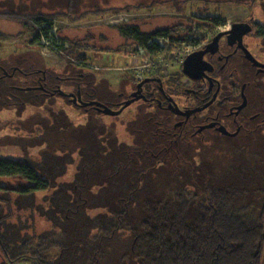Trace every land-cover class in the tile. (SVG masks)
Here are the masks:
<instances>
[{
    "label": "trees",
    "instance_id": "obj_1",
    "mask_svg": "<svg viewBox=\"0 0 264 264\" xmlns=\"http://www.w3.org/2000/svg\"><path fill=\"white\" fill-rule=\"evenodd\" d=\"M77 1L69 0L64 11L24 16L17 11L6 10L0 11V17L18 19L28 24L31 23L29 19H33L40 26L44 22L51 25L53 19L60 16L75 21L85 15L106 10L96 8L77 12ZM243 1L235 0L237 3ZM43 32L46 38L49 37V28L42 29ZM0 37L6 38V35L0 33ZM81 44L76 42V46L67 49V52L77 53L76 60L84 61L87 55L78 51ZM69 81L76 87L75 82L79 78L75 81L70 78ZM104 92H99L101 97L97 96L106 101ZM97 96L84 94V98L88 100ZM56 97L49 96L48 104L44 108L35 109V124L29 128H24L23 125L17 127L19 130H26L33 140L37 135L46 138L35 144V147L45 145L41 150L40 161H35L29 155L0 157V177H18L31 182L29 186L17 191L23 197L31 198L40 190H45L44 195L49 196L48 206L41 207L40 213L50 227L38 229L34 220L33 223H28L29 215L24 219L21 214L22 207L14 210L13 200L0 195V249L3 256L0 264L26 261L31 264H101L102 259H106L107 242L118 237L123 239L128 222H132L130 230L134 237L132 248L128 244L127 251L134 255L136 264H263L264 177L263 186L259 189L263 195L261 208L254 202H241L248 194V189L241 181L208 183L202 195L185 186L170 187L168 193L161 197L154 196L153 192H143V189L140 190L143 185L138 183L134 187L140 190L137 194L134 189H129L128 194H119L122 199L118 195L119 200L116 202H121L120 209L105 204L109 202L108 199L102 201L103 204L89 207L98 210L93 212L95 217L89 221L85 234L80 235L75 229L77 225L74 224L80 218V214L74 216L80 206L76 202V196H73L75 192L65 186L64 189L56 191L59 175L56 174L52 180L51 174L64 169L70 170L71 167L70 175H67L69 180L74 175L78 176L80 170L86 171L85 181L92 178L94 180L99 171L108 168L105 155L109 153L113 157L109 160L114 161L118 159L119 151H112L106 144L102 131L108 124L102 110L92 106H80L68 95H65L68 106L63 110L57 105L59 102H54ZM12 139L11 137L7 140ZM157 145L159 148L160 144ZM158 148L145 149L144 154L152 156V153L163 150L162 147ZM133 153L138 155L135 151ZM126 154L134 156L131 152ZM165 154L156 160L154 168L164 169L168 166ZM141 156L139 154L136 158L140 159ZM119 171L117 169L115 175ZM137 172L141 175L148 171ZM77 181L83 183L84 179L77 178ZM64 183L68 184L66 181ZM98 186L99 184L96 191L102 189ZM7 189L0 186V193H9V190L4 191ZM93 229L96 231L93 232ZM130 258L132 257L128 256V260Z\"/></svg>",
    "mask_w": 264,
    "mask_h": 264
},
{
    "label": "rangeland",
    "instance_id": "obj_2",
    "mask_svg": "<svg viewBox=\"0 0 264 264\" xmlns=\"http://www.w3.org/2000/svg\"><path fill=\"white\" fill-rule=\"evenodd\" d=\"M68 1L0 0V11L14 10L24 16L33 13L49 14L66 10ZM241 3H237L235 0H78L77 12L96 8H104L106 10L85 15L75 21L66 16L54 18L52 27L55 30L51 31L49 27V37L44 38L56 43V34L58 37L64 39V41L67 40L70 47L62 46L61 49L65 52L63 54L59 49L55 48L53 51V48L49 46V48L45 49V56L50 61L49 66H53L56 70L58 69L57 67L63 69L64 67H71L78 70L77 77L84 79L82 86L86 85L89 87L88 91L91 93V96L98 95L101 97V92L94 91L88 82L95 81L98 84L103 79H110L112 87L116 88L120 79L131 76L130 80L125 78L126 80L123 82L125 88L130 89V81L136 83L142 75H124V73H137L141 69L139 65L145 63V60L147 62L148 59L150 62L151 59L144 48L141 51L138 50L139 44L133 38L121 34V31H119L121 25L125 31L129 29L127 26H139L142 30L152 31L157 28H160V30L167 27L171 28L176 23L182 22L193 25L204 24L208 23L203 18L207 14L215 17L232 18L234 10L236 11ZM244 6L241 5V7ZM118 12H121L122 18L121 16H110L116 15ZM118 18L119 20H116ZM30 21L31 23L28 24V22H22L18 19L0 17V33L6 35V38L0 37V57H5L18 42L30 47L28 42L31 39H35L36 36H39L41 39L44 36L46 30L40 35L39 29L48 28V23H42L43 27L42 25L37 26L33 19H29ZM76 42L82 43L78 51L87 55L84 61L76 60L75 54L77 53L68 54L67 52V49L76 46ZM163 43L167 45V42L163 41ZM34 44L37 45L36 43ZM57 46L59 47L60 45L57 44ZM181 47L184 48L185 45H179V48ZM110 66H122V69L124 67H128L129 69L111 70L108 69ZM116 72H118V75H110V73ZM112 76H117L118 78L114 79ZM98 96L96 99H103ZM56 98L59 101L55 100L54 102H59L57 105L62 107L63 110L67 109L68 105L65 103L66 97L57 96ZM104 98H106V94ZM134 108L135 103L124 113L117 115L103 114L106 117V122L110 121L111 123L107 127L103 126L105 129L102 132L105 134L106 144L113 149L112 151H119V153L118 159H113L114 161L109 160L113 158L112 155H108L109 153L105 155V158L108 159V162H106L108 168L105 171H99L98 176L94 180L92 178L89 181H85L87 176L86 171L83 170H80L78 176L74 175L69 180L67 175H70L71 167L70 170L64 169L61 172L57 171L51 174L52 180L56 174L59 175L57 177L59 181H56V185H58L57 189H55L56 191L64 189L65 186L71 192H75L73 196H76V202L80 203V206L74 216L80 214V218H77L74 224L77 225L75 229H77L76 231L80 235L85 234L89 221L95 217L94 213L98 210L97 208L90 209L91 207H95L96 204H103L101 202L108 199L109 202L105 204L120 209L121 202H116L119 200L118 197L125 193L128 194L130 192L129 189H134L138 183L143 185L140 189H143V192H153L154 196L161 197L168 193L167 190L170 187L179 188L185 186L190 191H196L202 195V191L208 183L223 184L241 181L248 189V194L241 199V202H254L261 208L263 195L259 189L263 186L264 160H262V157L255 155V150L247 147L238 149L232 147L228 150L208 148L204 152L203 150L196 152L184 148L170 151L165 144H160L159 148L162 147L163 150L159 152L160 155L157 158H160L164 155V151H167L165 156L168 166L164 167V169L154 168L157 159L148 157L147 154H144V150L158 148L159 145L143 143L145 141L143 139H146L149 133L139 131L141 129L139 122L126 120L127 114ZM73 110L75 111V109ZM19 113L0 111V157L16 158L29 155L35 161H40L42 158L41 150L45 145L35 147V144L46 138L37 135L35 140H33L32 135H29L26 130H19L17 128L18 125L29 128L36 123V118L33 119L35 109L27 107L19 111ZM11 137L13 139L8 141L7 139ZM163 146H166V148ZM134 151L138 153L137 156L142 154L140 159L139 157L136 158L137 156L133 153ZM127 152H131L134 156H129L126 154ZM74 153H77V151H74ZM76 157H78V154ZM117 169L120 171L115 175ZM139 170H147L148 172L140 175L137 172ZM77 178L84 179L83 183L77 181ZM63 181L68 182V184H65ZM30 183V181L23 178L0 177V186L8 188L4 191L9 190V193H0V195L13 200L14 210L17 207H22L21 214L24 219L26 215H29L30 222L28 223L31 224L34 220L37 223L36 227L38 229L49 228V222L40 213L41 207L48 206L49 196L44 195L45 190H40L35 194L36 196L33 195L31 198L23 197L22 194L17 192L29 186ZM98 184L99 189L102 188L100 191H96ZM163 185H165L164 188L160 187ZM140 190L134 189V192L137 194ZM111 198L112 200H110ZM131 227L132 222H128L127 227L124 229L125 237L123 239H119L118 237L107 242L105 247L106 259L103 258L101 264H136L137 261L134 255L127 251L128 244H131L130 247L132 248L131 242L134 237L133 231L130 230ZM95 231L96 229H93V232ZM127 253L129 254L126 255ZM128 256L132 258L128 260ZM2 260L3 256L0 249V263ZM17 264L31 263L26 261Z\"/></svg>",
    "mask_w": 264,
    "mask_h": 264
},
{
    "label": "flooded vegetation",
    "instance_id": "obj_3",
    "mask_svg": "<svg viewBox=\"0 0 264 264\" xmlns=\"http://www.w3.org/2000/svg\"><path fill=\"white\" fill-rule=\"evenodd\" d=\"M244 2L232 18L207 14L203 18L208 23L204 24L182 22L170 30L152 31L139 26H127L125 31L121 25V34L133 38L138 50L144 48L151 59L140 64L137 73H124L142 75L136 83L130 81V89L123 82L131 76L120 79L116 88L110 79L88 82L94 91H105L106 101L84 98L91 93L89 87L82 86L84 79L76 76L78 70L49 66L45 49L53 48L54 41L46 44L43 37L36 36L28 42L30 47L18 42L0 57V111L41 109L49 96L65 95L80 106H92L104 113V107L124 113L135 103L126 120L139 122V131L149 133L143 143L165 144L170 151L247 147L263 159L264 0ZM110 16L122 18L121 12ZM160 40H168L166 50H162ZM183 43L186 46L179 48ZM122 68L108 67L129 69ZM70 78H79L76 87ZM107 124L111 125L110 121ZM159 155L147 156L159 159Z\"/></svg>",
    "mask_w": 264,
    "mask_h": 264
},
{
    "label": "built area",
    "instance_id": "obj_4",
    "mask_svg": "<svg viewBox=\"0 0 264 264\" xmlns=\"http://www.w3.org/2000/svg\"><path fill=\"white\" fill-rule=\"evenodd\" d=\"M42 26H43V25H42ZM47 26H48V28L50 27L51 31H54V30H55L54 27H52V24H51V25H48V24H47ZM43 27H44V26H43ZM55 28H56V27H55ZM55 33H56V32H55ZM55 36H56L57 42H56L55 46L53 47V51H54V49L56 48L57 50L59 49L60 52H62L63 54H65V52L62 51L61 47H62V46L70 47L68 41H67V40L64 41V39L58 37L56 34H55ZM44 37H45V36H43V41H44L46 44L50 43V41L46 40ZM163 41L167 42V45H168V40H163ZM163 41H161V40L159 41V42H160V46H161L162 50H166L167 45H165V43H163ZM57 44H59L60 46L58 47ZM183 44L186 46V43H183Z\"/></svg>",
    "mask_w": 264,
    "mask_h": 264
},
{
    "label": "water",
    "instance_id": "obj_5",
    "mask_svg": "<svg viewBox=\"0 0 264 264\" xmlns=\"http://www.w3.org/2000/svg\"><path fill=\"white\" fill-rule=\"evenodd\" d=\"M93 102H91V104H92ZM122 109H120V110H113V109H111L110 107H104V111L105 112H107V113H119L120 111H121Z\"/></svg>",
    "mask_w": 264,
    "mask_h": 264
}]
</instances>
